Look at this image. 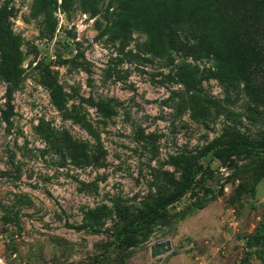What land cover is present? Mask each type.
Returning a JSON list of instances; mask_svg holds the SVG:
<instances>
[{"label": "rangeland", "instance_id": "1", "mask_svg": "<svg viewBox=\"0 0 264 264\" xmlns=\"http://www.w3.org/2000/svg\"><path fill=\"white\" fill-rule=\"evenodd\" d=\"M33 4L0 0L22 54L19 83L0 76L3 264H264V151L230 147H264L261 66L254 90H226L212 60L117 32L115 1L89 14L57 0L48 17ZM183 62L209 107L198 116Z\"/></svg>", "mask_w": 264, "mask_h": 264}, {"label": "trees", "instance_id": "2", "mask_svg": "<svg viewBox=\"0 0 264 264\" xmlns=\"http://www.w3.org/2000/svg\"><path fill=\"white\" fill-rule=\"evenodd\" d=\"M110 1L111 5L116 2L113 26L117 32L145 33L144 48L157 56L167 57L175 52L187 59L212 60L215 65L213 75L226 90L241 85L254 90V69L261 66V73H264V60L260 57V45L264 41V0ZM103 2L62 0L61 7L69 11L79 3L85 13L92 14L100 10ZM57 5V0H34L33 10L48 17ZM8 18L0 11V76L9 84L16 85L20 80L22 54L20 39L10 30ZM197 75L198 68L188 62L182 63L177 74L186 87L181 102L196 115L200 108L209 110L199 97ZM8 93L11 95L9 89ZM250 95L255 96V93ZM56 104L59 105L57 101ZM9 106L12 108L10 98ZM99 110L104 112L105 109L100 107ZM230 147L239 153L264 151V147L248 144H230ZM188 169L190 186L197 173L194 164Z\"/></svg>", "mask_w": 264, "mask_h": 264}, {"label": "water", "instance_id": "3", "mask_svg": "<svg viewBox=\"0 0 264 264\" xmlns=\"http://www.w3.org/2000/svg\"><path fill=\"white\" fill-rule=\"evenodd\" d=\"M170 249L169 242H159L152 247V255L160 256Z\"/></svg>", "mask_w": 264, "mask_h": 264}, {"label": "built area", "instance_id": "4", "mask_svg": "<svg viewBox=\"0 0 264 264\" xmlns=\"http://www.w3.org/2000/svg\"><path fill=\"white\" fill-rule=\"evenodd\" d=\"M0 264H3V259L1 258V256H0Z\"/></svg>", "mask_w": 264, "mask_h": 264}]
</instances>
